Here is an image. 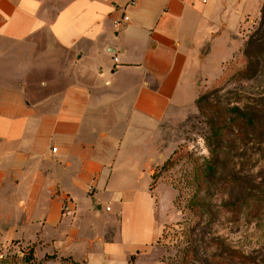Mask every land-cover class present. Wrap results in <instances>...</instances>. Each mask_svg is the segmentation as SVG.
Instances as JSON below:
<instances>
[{
	"label": "crops",
	"instance_id": "0c3cea01",
	"mask_svg": "<svg viewBox=\"0 0 264 264\" xmlns=\"http://www.w3.org/2000/svg\"><path fill=\"white\" fill-rule=\"evenodd\" d=\"M263 4L0 0V244L74 264L148 258L162 235L152 183L163 128L198 98L197 58L228 51ZM58 51L74 73L50 91L58 65L43 59ZM30 87L49 94L35 103Z\"/></svg>",
	"mask_w": 264,
	"mask_h": 264
},
{
	"label": "rangeland",
	"instance_id": "374dc122",
	"mask_svg": "<svg viewBox=\"0 0 264 264\" xmlns=\"http://www.w3.org/2000/svg\"><path fill=\"white\" fill-rule=\"evenodd\" d=\"M261 9L257 13L258 7L251 6L239 33L226 41L228 51L220 44L211 61L197 58L198 98L163 128L169 151L152 183L162 235L139 264H264V137L256 129L235 128L209 142L223 109L239 107L264 122V55L250 59L264 47V33L257 35ZM52 61L59 84L50 91H60L74 73V61L61 51L44 58L43 65ZM33 89L28 95L35 103L49 94ZM143 241L136 245L149 248L151 236ZM29 253L28 244L19 240L0 244V264H74L42 255L27 260Z\"/></svg>",
	"mask_w": 264,
	"mask_h": 264
},
{
	"label": "trees",
	"instance_id": "16d2710c",
	"mask_svg": "<svg viewBox=\"0 0 264 264\" xmlns=\"http://www.w3.org/2000/svg\"><path fill=\"white\" fill-rule=\"evenodd\" d=\"M261 14H262V18H261V23H260V27L257 31V35H261L264 33V5L261 9ZM252 43H255V41H253ZM261 54L256 55L255 57H250V59H257L259 58V56L264 55V47H262L260 49ZM259 60H256V64L258 63ZM251 66V65H250ZM248 73V71H245L244 73L242 72L241 75H246ZM205 99H201L198 102H204ZM211 108L216 109V110H222L221 107H217V105H209ZM222 116V121L220 123V126L218 128H216L213 132H212V136L210 138V144H211V140L213 139H221L223 132H225L226 130L229 131L231 129H235L238 128L239 131H245L247 129H256L257 132H260L259 135L264 137V122H260L259 120H256L255 118H253L252 116L248 115L246 113L245 110L240 109L239 107H232V108H227V109H223V115ZM246 136V135H245ZM212 154H214V150L212 149ZM210 170H212V168L210 167ZM28 249H29V254H30V258H27V260L31 259L32 257L34 258V246L33 245H28ZM65 260H69V259H65ZM253 264H256V262L252 261Z\"/></svg>",
	"mask_w": 264,
	"mask_h": 264
},
{
	"label": "built area",
	"instance_id": "2783aa9c",
	"mask_svg": "<svg viewBox=\"0 0 264 264\" xmlns=\"http://www.w3.org/2000/svg\"><path fill=\"white\" fill-rule=\"evenodd\" d=\"M203 3H207V0H201ZM134 5V4H133ZM127 21V17H126V15H124L123 16V19L121 20V21H117V22H115V25H119V24H121L122 22H126ZM108 211H109V209H107ZM64 214L67 216V217H69V216H72L73 214H72V211H71V209L68 207V205H66L65 206V208H64Z\"/></svg>",
	"mask_w": 264,
	"mask_h": 264
}]
</instances>
